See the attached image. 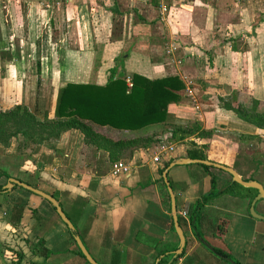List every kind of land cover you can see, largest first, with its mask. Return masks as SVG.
Wrapping results in <instances>:
<instances>
[{"label": "crops", "instance_id": "0c3cea01", "mask_svg": "<svg viewBox=\"0 0 264 264\" xmlns=\"http://www.w3.org/2000/svg\"><path fill=\"white\" fill-rule=\"evenodd\" d=\"M158 3L0 0V110L19 104L39 119L44 113L52 118L61 82L102 84L111 72L149 79L177 75L182 82L187 77L195 94L191 101L182 97L169 104L163 123L137 131L99 126L111 137L151 135L156 141L122 149L116 160L77 130L28 154L14 142L0 145V183L3 171L11 177L6 169L12 168V178L51 194L98 264H159L164 257L165 264H264V220L248 212L254 195L231 185L225 171L204 170L199 163L167 170L184 236L182 254L169 262L178 238L161 177L168 157L172 161L201 149L206 160L264 187V130L215 101L230 98L224 102L233 106L251 97L264 103V0H165L163 14ZM167 43L174 49L164 54ZM185 123L211 133L172 141L173 152L153 162L150 155L162 135L154 131ZM8 156L15 166L3 164ZM115 161L128 165V172L111 175ZM210 174L214 195L201 203L211 188ZM254 209L264 215V201H256ZM73 234L42 197L15 185L0 191V264L11 263L12 251L22 252L24 264H88L76 252ZM36 241L40 251L32 253Z\"/></svg>", "mask_w": 264, "mask_h": 264}, {"label": "trees", "instance_id": "16d2710c", "mask_svg": "<svg viewBox=\"0 0 264 264\" xmlns=\"http://www.w3.org/2000/svg\"><path fill=\"white\" fill-rule=\"evenodd\" d=\"M129 78L130 83L127 84L124 75H114L111 72L102 84L61 82L57 87L52 118L44 113L43 117L39 119L25 106L19 104L6 110H0V145L5 148L14 142L16 148L23 152L26 151L28 154L36 152L40 145L58 139L61 133L67 130H77L83 135L85 142L105 149L111 160H116L122 149L129 148V151H132L135 148L151 146L156 142H153L151 135L115 138L102 133L99 126L137 131L153 124L163 123L167 117L168 105L181 100L184 84L177 75H165L149 79L140 74L132 73ZM245 98L247 97L245 96ZM247 99L240 104L237 103L236 106H232L230 102L220 101V106L232 112L239 119L264 130V103L251 99V97ZM194 132H197V135L207 137L211 133L209 130H199L197 126L189 128L174 126L169 140H179ZM186 154L189 158L205 159L201 149H190L187 150ZM170 160L168 159L163 164L161 170L168 165ZM201 166L204 170L212 168L206 165ZM2 174L5 178L8 177L4 171ZM210 177L211 188L202 196L201 203L214 195V177L212 174ZM249 178L243 179L248 180ZM24 182L30 185L28 181ZM2 184L0 183V191L4 192L6 190H2ZM231 185L238 184L232 182ZM242 188L250 190L252 195L256 194L252 188ZM199 205L200 202H197L196 206ZM21 210L22 207L17 205L16 212L18 215H20ZM69 232L72 235L75 230ZM220 232H222V228L219 229ZM38 245H41V241H36L32 253L40 251ZM12 252L14 256L10 264H24L22 263V252ZM76 252L84 259L77 247ZM182 252L172 261L178 258ZM215 253L229 257L228 253L219 249H215ZM47 254L46 252L44 256ZM167 259L164 257L159 264H165ZM84 261L86 262L85 259ZM26 264H32V262L29 261Z\"/></svg>", "mask_w": 264, "mask_h": 264}, {"label": "water", "instance_id": "95a60500", "mask_svg": "<svg viewBox=\"0 0 264 264\" xmlns=\"http://www.w3.org/2000/svg\"><path fill=\"white\" fill-rule=\"evenodd\" d=\"M189 163H199L202 165L211 166V167L221 169L230 175L231 182H235V183H237L243 187L254 189L256 191V194L254 195V197L250 201V204L248 207V212L252 217H254L256 219L264 220V215L257 213L254 209L255 202L258 200L264 199V188L258 181L254 180V179L244 180L237 174V172L233 168L219 164V163H216V162H211V161L206 160V159H193V158H189V157H180V158L173 159L172 161H170L168 163V165L163 169V171L161 173V177H162L163 183L165 185V188H166V191H167V194L169 197V208H170L172 226H173V229H174V231L177 235V238H178V242H177L175 249L171 251V257L169 259V262L182 252V249L184 246V236H183V233H182L181 229L179 228V225L177 222L174 196H173V192L171 190V187L168 183L166 174H167V170L174 165H182V164H189ZM14 185L19 186V187H21V188H23V189H25V190L33 193V194H36V195L42 197L43 199L47 200L50 203V205L54 208V212L59 217V219L65 224L67 229H69V231H71V232H74V226L72 225L70 220L67 218V216L64 214V212L61 209L60 205L58 204L57 200L51 194L46 193L40 189H37V188H35V187L25 183V182H22L18 179L12 178V177H8L7 181L5 182L4 185L1 186V188H2V190H7V189H10ZM72 238H73V241L75 243V246L80 251V253L83 255L86 262L88 264H98L91 257V255L88 253V251L86 250L85 246L83 245L80 237L74 233ZM205 246L211 250V247L209 245L205 244ZM228 261L230 263L232 262L230 259H228Z\"/></svg>", "mask_w": 264, "mask_h": 264}, {"label": "built area", "instance_id": "2783aa9c", "mask_svg": "<svg viewBox=\"0 0 264 264\" xmlns=\"http://www.w3.org/2000/svg\"><path fill=\"white\" fill-rule=\"evenodd\" d=\"M62 0H50V2H53V3H59L61 2ZM66 1H69V0H66ZM164 1L165 0H159V3H158V10H159V13L160 14H163L167 11V6L164 4ZM167 1H170V2H175V3H178V4H184V3H192V2H203V1H217V0H167ZM237 2H242V1H245V0H235ZM174 49V44L173 43H170L169 45H167L165 47V53H170L172 50ZM125 81L127 82L128 81V77L125 78ZM128 84V82H127ZM183 84H184V90H183V93L186 95H190L191 94V90H190V87H191V80L187 77H183ZM192 97V96H191ZM162 138H166L165 137H162ZM162 140H161V136L158 138V141L157 143H160ZM172 149V143L169 142V137L166 138L164 144H157L154 146V148L152 149V154L150 155V159L153 161V162H158L159 161V158L161 157V154L163 153H167L168 151H170ZM129 170V167L128 165H126L124 162L122 161H115L111 164V168H110V173L111 175H119V174H125L127 173ZM184 214V213H183Z\"/></svg>", "mask_w": 264, "mask_h": 264}, {"label": "rangeland", "instance_id": "374dc122", "mask_svg": "<svg viewBox=\"0 0 264 264\" xmlns=\"http://www.w3.org/2000/svg\"><path fill=\"white\" fill-rule=\"evenodd\" d=\"M152 16H153V15H152ZM169 44H170V43H167V45H169ZM167 45H166V46H167ZM162 46H163V45H162ZM166 46H165V47H166ZM165 47H164V50H165ZM164 54H166V53H164ZM126 77H128V81H127V82H128V84H129V83H130L129 75H125V78H126ZM127 82H126V83H127ZM192 85H193V84H192ZM199 86H200V85H199ZM183 90H184V88H183ZM190 90H191V94H190V95H187V94L185 95V94L183 93V96H182V97L185 98V101H191V100H190V99H191V96H192V95H195V94H194V90L191 89V87H190ZM195 98H196V97H195ZM217 98H218V99H217V100L215 99V101H218L217 103L219 104V106H220V104H221L220 101H223V102H224V101H229V99H230V98H227V99H224V100H223V99H221L220 97H217ZM232 98H233V97H232ZM241 102H242V101H241ZM241 102H233V106H236L237 103L240 104ZM186 124H188V123H185V124H184L185 126H183V127H184V128H189L190 126H187ZM174 126H177V125H174ZM174 126H173V127H174ZM173 127H172V126H170V127L166 126V127H162V128H160V129L155 130L154 132H155V133H158V134H157L158 136L162 134V135H161V140H162V141H161L160 143H156L155 145H157V144H159V145L164 144L166 138H167V137H169V138L171 137V130H172ZM218 130H219V129H218ZM164 132H167V133H164ZM163 133H164V134H163ZM165 136H166V138H162V137H165ZM169 142L172 143L171 140H169ZM155 145H154V146H155ZM187 145H188V146H191V145H189V144H187ZM10 148H11V147H9L8 149H10ZM173 148H174V147H172V149H171L170 151H168L167 153H163V154H161V156H163V158H164V157H165L164 155L167 156L169 153H172L173 150H174ZM22 152H23V151H22ZM23 153H26V151L23 152ZM123 158H124V156H123ZM166 158H167V157H166ZM168 159H169V157H168ZM3 164L7 165V167H13V166H15V165L17 164V162H16L15 159L11 158V156H8V157H6V158L3 159ZM212 170H213V169H212ZM6 171L9 172V174H10L9 176L12 177V175H11L12 172H13V171H12V168H10V169H6ZM4 181L6 182V181H7V178L4 177ZM5 182H4V184H5ZM11 188H12V187H11ZM11 188H10V189H11ZM35 195H36V194H35ZM261 200L264 201V199H261ZM45 201L48 202L47 200H45Z\"/></svg>", "mask_w": 264, "mask_h": 264}]
</instances>
